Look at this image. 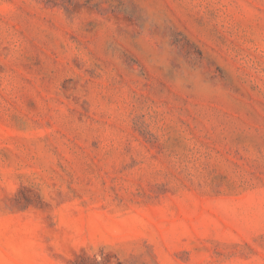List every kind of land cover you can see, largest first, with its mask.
<instances>
[{"label": "rangeland", "instance_id": "rangeland-1", "mask_svg": "<svg viewBox=\"0 0 264 264\" xmlns=\"http://www.w3.org/2000/svg\"><path fill=\"white\" fill-rule=\"evenodd\" d=\"M0 264H264V0H0Z\"/></svg>", "mask_w": 264, "mask_h": 264}]
</instances>
